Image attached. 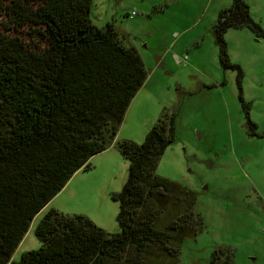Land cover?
Segmentation results:
<instances>
[{"label":"trees","instance_id":"1","mask_svg":"<svg viewBox=\"0 0 264 264\" xmlns=\"http://www.w3.org/2000/svg\"><path fill=\"white\" fill-rule=\"evenodd\" d=\"M6 1L0 3L6 20L0 30V264H158L159 255L177 260L184 239L195 232L188 221L196 215L193 195L156 174L173 140L171 117L168 123L160 119L141 144H115L128 162L125 184L111 195L119 204L118 234L85 216L49 210L35 229L41 247L10 262L35 216L88 168L91 157L113 144L147 72L110 24H93L91 0ZM230 1L212 35L222 70L238 73L242 100L241 71L229 60L224 35L247 29L264 39V30L244 0ZM26 27L43 47L22 39L17 30ZM208 264L232 260L215 251Z\"/></svg>","mask_w":264,"mask_h":264},{"label":"rangeland","instance_id":"2","mask_svg":"<svg viewBox=\"0 0 264 264\" xmlns=\"http://www.w3.org/2000/svg\"><path fill=\"white\" fill-rule=\"evenodd\" d=\"M244 1L264 30V0ZM230 7V0H91L93 24H110L147 72L132 115L136 131L148 119L156 124L173 117V140L156 174L193 195L196 216L188 223L195 232L184 239L177 260L159 255L158 264H208L215 251L227 252L232 264H264V39L247 29L224 35L229 60L241 71V100L238 73L222 70L212 35L217 17ZM5 21L0 11L1 31ZM17 31L26 43L43 47L29 27ZM95 156L72 176L84 184L73 182L60 206L92 217L95 205L107 225L98 227L115 235L119 204L111 195L125 184L128 162L119 152L104 163L91 162ZM42 217L33 219L11 263L41 247L35 229Z\"/></svg>","mask_w":264,"mask_h":264},{"label":"crops","instance_id":"3","mask_svg":"<svg viewBox=\"0 0 264 264\" xmlns=\"http://www.w3.org/2000/svg\"><path fill=\"white\" fill-rule=\"evenodd\" d=\"M137 96V97H136ZM133 100L131 101V104L129 105V108L126 112V115H125V118L123 120V123L114 139V142L113 144L107 148L104 152L96 155L93 159H91V162L93 161H96L98 163H104V162H107L109 158H112L113 160H115L116 158H118V152L115 148V144L117 142H120V141H139L142 137H145L146 133L151 129V126H153L155 124V120H152L151 119H148L141 128H139L137 131H136V128H135V125L134 123L132 122V115H133V112L134 110L138 109V106L136 105L137 104V98H138V95H136ZM144 140V139H143ZM76 177L77 175H75V177L73 179H71L70 181H68V183L65 185V189L63 188L36 216H35V220L36 221L37 219L41 218V216H44V214H46L49 210H56L58 212H61L63 214H71V215H82V216H85L84 214L82 213H78V212H75L73 210H69L70 208H68V205H65V206H60L62 204L61 201H59V198L67 191V189L71 186V184L74 182V187H78L79 185H82L84 184L82 182V179L81 178H78L76 180ZM90 208L92 209V217H89V216H85V217H88V219H90L95 225L103 228V229H106L105 226H107L106 224H104L103 222V216H102V212L99 211L95 205H91L90 204ZM76 211H80V210H77L75 208ZM32 224V223H31ZM31 224H30V227H31ZM109 231H111V228H109ZM27 241V237H23V239L21 240L20 244L18 245L17 249L19 250L23 244H25V242ZM16 249V250H17ZM16 250H15V253H16ZM14 255V253H13ZM12 255V257H13Z\"/></svg>","mask_w":264,"mask_h":264},{"label":"built area","instance_id":"4","mask_svg":"<svg viewBox=\"0 0 264 264\" xmlns=\"http://www.w3.org/2000/svg\"><path fill=\"white\" fill-rule=\"evenodd\" d=\"M136 15H138L137 12H132L129 16H130V17H135Z\"/></svg>","mask_w":264,"mask_h":264}]
</instances>
